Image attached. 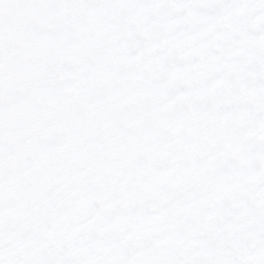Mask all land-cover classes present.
Here are the masks:
<instances>
[{
	"label": "snow or ice",
	"instance_id": "snow-or-ice-1",
	"mask_svg": "<svg viewBox=\"0 0 264 264\" xmlns=\"http://www.w3.org/2000/svg\"><path fill=\"white\" fill-rule=\"evenodd\" d=\"M0 264H264V0H0Z\"/></svg>",
	"mask_w": 264,
	"mask_h": 264
}]
</instances>
